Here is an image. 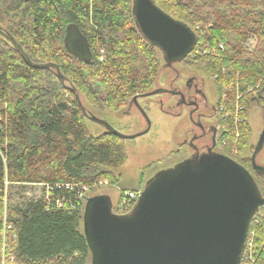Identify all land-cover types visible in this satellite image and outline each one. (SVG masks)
Returning a JSON list of instances; mask_svg holds the SVG:
<instances>
[{
	"label": "trees",
	"instance_id": "obj_1",
	"mask_svg": "<svg viewBox=\"0 0 264 264\" xmlns=\"http://www.w3.org/2000/svg\"><path fill=\"white\" fill-rule=\"evenodd\" d=\"M133 1L0 0V30L32 62L54 64L65 79H59L56 68L28 66L0 34V103L5 106L0 116L8 120L0 129V264L12 259L14 264H91L83 229L85 202L65 185L84 184L90 191L103 181L118 186L116 171L127 153L124 139L116 134L91 133L87 123L93 122L83 115L76 95L91 116L121 112L135 96L153 91L164 70L163 53L136 25ZM153 1L196 33L197 45L183 64L203 71L217 88L218 106L224 109L218 136L223 155L247 168L264 196V176L245 156L252 104L264 107V0ZM73 28L88 39L91 55L86 60L66 48ZM250 35L258 40L253 52L242 47ZM220 45L225 47L220 57L196 55L200 48ZM236 84L243 95L239 101ZM259 84L258 96L247 93ZM237 102L243 108L238 125ZM226 113L230 116L224 119ZM5 182L63 185L51 192L62 207L41 197L8 210ZM114 212L118 214V206ZM249 241L253 250L248 264H264V218L252 221Z\"/></svg>",
	"mask_w": 264,
	"mask_h": 264
},
{
	"label": "water",
	"instance_id": "obj_2",
	"mask_svg": "<svg viewBox=\"0 0 264 264\" xmlns=\"http://www.w3.org/2000/svg\"><path fill=\"white\" fill-rule=\"evenodd\" d=\"M133 15L143 37L160 49L167 62H182L197 45L196 33L153 0H134ZM0 34L28 66L56 68L54 64L32 62L12 36L2 30ZM65 45L78 58L86 60L91 55L88 39L77 28L68 30ZM57 75L65 81L58 69ZM166 92L156 89L134 98L148 124L145 131L134 136H124L89 115L80 97L76 98L91 122L119 138L132 140L151 129L139 97ZM263 146L264 129L251 157L253 168L262 176L264 166L257 163V156ZM262 207L264 196L247 168L228 156L204 155L158 172L145 184L128 214H116L108 195L88 197L83 229L91 264H241L252 221Z\"/></svg>",
	"mask_w": 264,
	"mask_h": 264
},
{
	"label": "rangeland",
	"instance_id": "obj_3",
	"mask_svg": "<svg viewBox=\"0 0 264 264\" xmlns=\"http://www.w3.org/2000/svg\"><path fill=\"white\" fill-rule=\"evenodd\" d=\"M224 10L225 9H222L223 12ZM198 27L200 28V26ZM257 43V37L250 35L249 39L242 43V47L248 52H253ZM100 60L103 61L102 57ZM166 73L170 76L169 72ZM199 75L205 77L206 74L202 71V74L199 73ZM259 87L260 84L256 88H248L247 93L258 96ZM235 88L239 95H241L239 92V84H236ZM229 91H231V89H229ZM206 93L209 102L215 105L219 99L218 91L209 78L207 81ZM141 105L151 121V129L147 134L141 137L132 140H124L127 161L116 171V174L121 177L120 184L118 186H110L108 181H103L107 182V184L104 183L102 186L97 184L96 189L88 193V197L108 195L114 204V208L118 206V214L121 215L127 214L130 211L127 212V208L122 207L121 203L118 204L120 194L126 192L141 193L145 184L158 172L170 169L181 163L185 158L187 150L186 141L189 137L188 132L191 123L186 112H181L180 115L168 114L165 109L170 108L166 106L164 109L156 96L142 100ZM3 108H5V106L0 103V109ZM175 112L179 113L178 111ZM98 119L106 122L124 136L137 135L147 128L145 117L136 107H128L121 112H111L107 110L99 115ZM248 121L252 129V136L249 147L246 149L245 156L251 158L253 154L251 148L257 145L264 129V107L252 104ZM2 124H8L7 117L0 116L1 130L3 129ZM87 126L94 135L98 136L105 132L104 127L95 123H87ZM257 163L264 166V146L257 156ZM44 189L45 187L42 185H6L7 209L9 210L12 206H26L30 201L38 199V196L40 197L41 194L44 193ZM251 239H253V236Z\"/></svg>",
	"mask_w": 264,
	"mask_h": 264
},
{
	"label": "flooded vegetation",
	"instance_id": "obj_4",
	"mask_svg": "<svg viewBox=\"0 0 264 264\" xmlns=\"http://www.w3.org/2000/svg\"><path fill=\"white\" fill-rule=\"evenodd\" d=\"M73 37H71V39ZM163 66V73L154 90L161 89L167 90L168 92L157 95L156 97L159 99V102L164 109L166 106L170 108L165 109L168 114L180 115L181 112H186L191 123L188 132L189 137L186 141V155L183 161L197 156L202 157L204 155L215 154L223 155L224 145L219 143L218 136L220 131L219 119L221 112H224V109L221 110L222 107L220 108L218 106L219 99L215 105L209 102L206 93L208 77L206 75L205 77H201L199 75V73L202 74L201 70L186 66L183 64V61L167 62L164 59ZM166 72H169L170 76H168V73ZM134 98L129 105L131 108H137ZM148 98L150 97H139V104L141 105V101ZM175 111H178L179 113H176ZM229 116L230 114L226 113L223 115V118H229ZM235 117H237V110ZM239 122L240 119L238 122L235 120L236 125H238ZM105 132H108L106 128Z\"/></svg>",
	"mask_w": 264,
	"mask_h": 264
},
{
	"label": "built area",
	"instance_id": "obj_5",
	"mask_svg": "<svg viewBox=\"0 0 264 264\" xmlns=\"http://www.w3.org/2000/svg\"><path fill=\"white\" fill-rule=\"evenodd\" d=\"M224 51H225L224 45H220V47L218 49H211V48L202 49V48H200L197 50L196 55H211L213 57H220V56H222ZM214 78H217V77L215 76ZM241 97H242V95H239V93H238L237 94V101H239L241 99ZM225 100H227V94H225L223 97V101H225ZM221 110H223V108H221ZM236 110H237L236 121L238 122L239 121L238 114L240 111H243V108L239 106L238 102H237ZM235 153H237V151H235ZM4 161H6V158H4ZM104 183L107 184V182H99L98 184L100 186H102V185H104ZM9 184H10L9 182H5L4 194H5L6 206H7L6 185H9ZM28 185H31V186L42 185L43 187H45V192L42 193L40 197L38 196V198L45 197L49 202H55L58 208L62 207L63 201L61 199H53V195L51 194V192L55 188L60 189V188L64 187L63 185L58 184V185H56V187H53L50 184H28ZM65 188L67 190L74 192L76 194V197L79 198L80 200H83L84 202H86V200L88 198V193L90 192V187L87 185H84V184H77V185L68 184V185H65ZM139 196H140V193L126 192L124 197L121 200L122 207L127 208V210L132 208L131 210H133V208L135 207V205L138 201ZM261 209L258 211L257 215L254 217L253 220L258 221V218H264V210H261ZM6 222H7V219H6ZM8 227L11 228V226H8ZM249 235H250V233H249ZM252 250H253L252 243L249 241V237H248V241H247L246 248H245L244 254L242 256L241 262L243 261L244 264H248L249 262L250 263L252 262ZM2 264H7V263L3 260ZM9 264H14V260L12 259Z\"/></svg>",
	"mask_w": 264,
	"mask_h": 264
}]
</instances>
